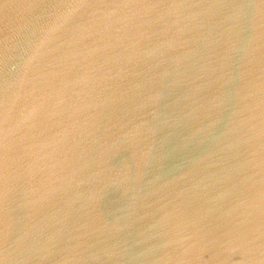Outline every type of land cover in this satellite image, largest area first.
<instances>
[{
  "label": "water",
  "instance_id": "water-1",
  "mask_svg": "<svg viewBox=\"0 0 264 264\" xmlns=\"http://www.w3.org/2000/svg\"><path fill=\"white\" fill-rule=\"evenodd\" d=\"M0 264H264V0H0Z\"/></svg>",
  "mask_w": 264,
  "mask_h": 264
}]
</instances>
